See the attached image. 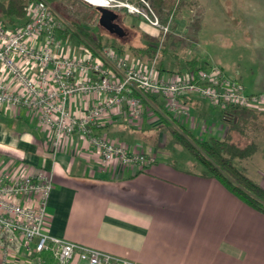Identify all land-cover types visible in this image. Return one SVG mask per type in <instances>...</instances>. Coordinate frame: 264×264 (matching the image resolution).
Instances as JSON below:
<instances>
[{
	"label": "crops",
	"instance_id": "1",
	"mask_svg": "<svg viewBox=\"0 0 264 264\" xmlns=\"http://www.w3.org/2000/svg\"><path fill=\"white\" fill-rule=\"evenodd\" d=\"M195 1L203 9L211 2ZM231 1L242 9L252 0ZM257 16L259 13L249 16L243 13L250 36L263 27V21H255ZM187 21L182 10L173 32L179 35L180 45L185 43L180 36L186 35L190 40L192 32H196L188 33ZM138 25L146 41L155 46L159 30L145 21ZM82 44L74 45L79 48ZM123 52L131 60L143 63L148 60L146 52H125V49ZM190 58L196 59L188 56L181 65L178 62L173 67L169 63L164 66L161 61L159 71L172 77L199 67L198 61L188 62ZM223 64L219 63L225 69ZM261 66L251 93L264 92V55ZM150 98L151 101L144 103L145 112L140 119L134 120L122 105L98 118L93 127L95 133L106 134L132 150L154 152L157 160L147 167L103 163L99 150L90 146L80 133L66 137L53 157L52 133L40 122L39 112L3 104L0 105V171L19 174L51 171L53 188L45 230L128 258L131 264H264V212L244 202L219 178L203 173V167L193 156L182 157L185 165H179L174 155L163 150L172 141L171 127L175 123L194 134L198 130L195 134L198 137L214 134L213 127L205 126L212 103L198 96L181 98L188 106L187 115L171 111L164 96L152 94ZM101 99V96H77L70 105L80 112ZM257 110L264 114V103ZM262 156V177L255 179L264 186V153ZM28 264H53L52 252L49 249L38 252ZM69 264L85 262L76 253Z\"/></svg>",
	"mask_w": 264,
	"mask_h": 264
},
{
	"label": "built area",
	"instance_id": "2",
	"mask_svg": "<svg viewBox=\"0 0 264 264\" xmlns=\"http://www.w3.org/2000/svg\"><path fill=\"white\" fill-rule=\"evenodd\" d=\"M113 10L127 9L159 30L160 46L171 31V17L162 22L148 0H83ZM63 22L47 0H34L18 27L0 18V105L38 111L40 122L52 133L53 157L63 140L80 133L100 152L105 164L147 167L157 160L154 152L130 149L95 133L98 118L125 105L134 120L145 112L147 96L166 98L171 111L189 113L181 98L198 96L222 108L230 104L263 106L264 92H246L240 79L219 64L188 68L172 77L159 71L157 56L147 62L131 60L119 48L103 44L76 45L60 31ZM20 59V60H19ZM77 96H101L83 111L71 108ZM53 174L0 171V264L32 263L38 252L49 249L53 264H69L77 253L85 264H131V260L51 234L44 228Z\"/></svg>",
	"mask_w": 264,
	"mask_h": 264
},
{
	"label": "rangeland",
	"instance_id": "3",
	"mask_svg": "<svg viewBox=\"0 0 264 264\" xmlns=\"http://www.w3.org/2000/svg\"><path fill=\"white\" fill-rule=\"evenodd\" d=\"M131 1L136 4L139 3V0ZM49 3L63 22L62 31H64L65 28H73L75 26L74 22L79 21L83 22L89 29L87 31L92 32L95 37L99 36L98 32L99 34H102L103 44L112 45L119 49H125V52L135 51L136 53H140V51L129 48L128 45H134V47L136 46L139 48L143 46L148 47L149 45L150 47L154 46L146 41L147 39L139 28L138 23L141 21L144 22V20H142L140 16L130 13L127 9L122 8L118 10V22L126 31L128 30L126 36L120 41L117 39L116 35L109 34L108 30L100 26L98 20L99 17H96V15L93 14L87 20H83L81 17L82 14L80 11H77L80 7H73L72 5H74V3H72V0H53ZM148 3L150 9L157 14V12L153 10L150 0H148ZM89 5L94 6L92 4ZM84 6L85 4H83L82 8ZM183 13L188 20V33L196 31L192 32V39L189 40L186 35H182L180 37L183 38L185 43H181L180 45V43H177V36L179 35H175L170 31V33L164 37L163 43L158 46L156 50L151 49L147 52L149 54L143 51V53H145L144 55H147L146 58L152 59V57L157 56V65L162 61L164 66L169 63L170 67H173L172 65H174V63L179 65L178 62L181 65L188 56L196 58L199 67L207 65V62L208 64L226 63L223 64L226 71L234 76V71H237L238 75L241 77H235L240 79L245 86V90L251 93V88L254 87L255 81L260 77V67H263L261 66V61L262 56L264 55V47L260 46L264 44V20H262L264 19V0L247 1L242 9H240L238 3L231 0H211L210 6L207 4V7H204V9L203 6L201 7L199 4H186ZM243 13L246 16L253 13H259L260 16H257L258 19H255V21H263V27L258 29L259 33L255 32L250 36V31L248 32L245 29V22H243L244 19L242 18ZM260 13H263V15ZM196 16L200 17V19L197 20V28L193 24L195 18H197ZM158 17L160 19L159 15ZM248 22L249 20L247 19V23ZM148 24L151 25L150 23ZM74 29L76 28L74 27ZM253 30L255 29H251V31ZM67 34L68 36L66 38L68 42L76 45L80 44L81 41L78 40V38H75L68 32ZM249 38H251L253 44ZM156 39L159 40V36L156 37ZM176 43L178 45L174 47L173 44ZM210 106L211 109H209L208 115L205 119V126L209 128L213 127L211 130L216 131L213 132L214 134L223 136L227 132V125L226 121L221 116L222 107L213 104ZM257 130V137H255V140L259 146L254 158L247 157L239 160L238 163L240 167L244 168L247 174L253 178L259 179L262 177L260 168L263 160L262 155L264 153V114H260L259 116V127ZM194 132L195 134H198V130H194ZM253 134H255V132L252 131L248 136H245L242 133L235 131L233 133V140L238 144H244L253 139ZM201 138H205V135ZM171 139V143H168L167 146L162 149L164 152H168L167 155H174V157L178 159L177 162L179 165H185L182 161V157L189 156L192 159V155L187 148L179 144L174 138L170 137V140ZM162 149L161 151H163Z\"/></svg>",
	"mask_w": 264,
	"mask_h": 264
},
{
	"label": "trees",
	"instance_id": "4",
	"mask_svg": "<svg viewBox=\"0 0 264 264\" xmlns=\"http://www.w3.org/2000/svg\"><path fill=\"white\" fill-rule=\"evenodd\" d=\"M34 0H0V18L5 20L11 26H20L24 23L29 4ZM52 2L53 0H47ZM73 7H80L77 11L82 14V19L87 20L93 14L99 17L100 12L97 6H91L83 0H72ZM153 10L157 12L163 22H167L171 17V32L176 28V19L181 15L186 4H195V0H150ZM83 4L85 6L82 8ZM55 11V10H54ZM118 12V11H117ZM199 13V12H198ZM200 14V13H199ZM57 16H59L57 14ZM193 24L198 27L196 16ZM76 29L65 28L60 33L67 37L70 33L75 38H78L84 45L101 46L102 34L94 36L83 22L75 21ZM101 26V25H100ZM103 27V26H101ZM104 28V27H103ZM92 31V30H90ZM109 32V31H108ZM128 33V30L126 31ZM126 33V34H127ZM111 35H116L109 32ZM116 35L121 41L126 36ZM158 39L155 40L157 43ZM133 50L149 52L151 49L156 50L157 46L134 47L129 45ZM123 52L124 49L120 48ZM149 54V53H147ZM188 62L196 63V59H188ZM191 65V64H190ZM159 66V64H158ZM205 66V65H202ZM201 66V67H202ZM145 102L151 101L150 96L144 99ZM262 112L255 108L230 104L221 109V116L226 121L227 132L224 136L211 134L208 137L201 138L195 135L190 129L183 125L175 123L171 127L172 137L182 146L187 148L190 154L203 167V173L212 175L223 182V184L241 198L247 204L264 212V186L255 178L251 177L244 168L239 166L238 161L247 157H251L258 148V143L255 140L257 137L256 131L259 127V116ZM237 131L245 136H248L252 131L253 139L244 144H238L233 140V133Z\"/></svg>",
	"mask_w": 264,
	"mask_h": 264
},
{
	"label": "water",
	"instance_id": "5",
	"mask_svg": "<svg viewBox=\"0 0 264 264\" xmlns=\"http://www.w3.org/2000/svg\"><path fill=\"white\" fill-rule=\"evenodd\" d=\"M97 9L100 12L98 20L101 26L120 37L127 33L118 22L119 13L116 10L103 6H97Z\"/></svg>",
	"mask_w": 264,
	"mask_h": 264
}]
</instances>
